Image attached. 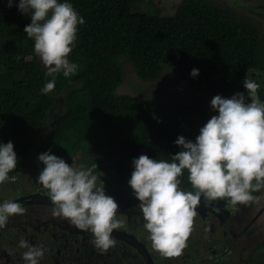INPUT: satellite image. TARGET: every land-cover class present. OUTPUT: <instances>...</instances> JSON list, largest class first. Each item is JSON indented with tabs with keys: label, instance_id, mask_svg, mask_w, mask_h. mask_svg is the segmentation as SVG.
Masks as SVG:
<instances>
[{
	"label": "trees",
	"instance_id": "trees-1",
	"mask_svg": "<svg viewBox=\"0 0 264 264\" xmlns=\"http://www.w3.org/2000/svg\"><path fill=\"white\" fill-rule=\"evenodd\" d=\"M143 1L71 0L85 18L69 54L78 70L69 77L56 74L54 89L43 94L52 77L23 31L30 17L17 9L18 0L12 7L0 0V141L11 140L18 157L9 180L33 158V137L43 125L39 153L50 149L65 161L77 157L79 166L97 163L94 172L106 175L105 185L123 180L133 157L170 159L179 150L173 143L178 135L195 139L198 121L209 113L205 99L168 94L154 101L117 93L124 57L140 80L156 81L168 70L185 88L190 80L206 79L211 86L245 91L248 71L264 69L263 37L232 8L181 0L171 16L157 8L154 14L133 11ZM193 67L199 69L195 78ZM179 179L191 188L186 170Z\"/></svg>",
	"mask_w": 264,
	"mask_h": 264
},
{
	"label": "clouds",
	"instance_id": "clouds-1",
	"mask_svg": "<svg viewBox=\"0 0 264 264\" xmlns=\"http://www.w3.org/2000/svg\"><path fill=\"white\" fill-rule=\"evenodd\" d=\"M13 4L14 0H7V7ZM16 7L30 17L23 31L34 40V52L47 69L45 75L52 77L40 89L49 93L56 85V74L69 77L77 73L78 65L69 54L78 25H83L85 18L71 0H18ZM198 74L199 69L193 67L190 75L195 78ZM259 87L245 77V91L230 97L214 95L210 108L215 114L199 128L194 140L178 135L173 143L179 150L170 154V159L147 154L132 158L127 183L139 201L143 228L153 249L165 256L181 253L202 199L211 202L223 198L233 210L258 199L253 193L264 188V100L258 94ZM37 158L44 165L37 182L47 189L52 216L67 218L90 232L91 243L102 251L115 245L113 230L123 221L117 218L116 200L97 182V163L73 167L50 149ZM17 160L13 142L0 141V184L17 167ZM185 170L192 190L179 187ZM25 211L18 200L0 201V229L10 217ZM17 249H25L21 253L24 264H40L45 252L44 247L24 238L18 241ZM7 251L13 254V249Z\"/></svg>",
	"mask_w": 264,
	"mask_h": 264
},
{
	"label": "flooded vegetation",
	"instance_id": "flooded-vegetation-1",
	"mask_svg": "<svg viewBox=\"0 0 264 264\" xmlns=\"http://www.w3.org/2000/svg\"><path fill=\"white\" fill-rule=\"evenodd\" d=\"M255 5H247L254 21L249 18L244 20L253 24L256 21L264 23V2L259 1ZM256 28L264 39V28ZM259 71L264 72V69ZM165 85L185 89L182 84L174 82ZM210 88L211 98L216 94L230 97L237 92L211 84ZM258 93L264 94V91ZM210 112L209 107L208 117L215 114L213 110ZM31 165L32 157L28 158L14 178L0 184V201L9 198L18 200L26 209L23 214L10 217L6 226L0 229V264H24L21 253L25 249H17L21 238L45 248L40 264H264L263 200L260 209L250 214L246 211L255 201L239 204L233 210L223 198L211 202L202 199L197 205V214L193 218L185 247L179 255L165 256L152 248L148 232L143 228L139 201L127 183L131 167L125 178L113 185L97 181L105 188L106 195L116 200L117 218L123 221L120 228L113 230L115 245L102 251L91 243L90 232L77 228L67 218L52 216L53 205L46 194L47 189L37 182V168L32 170V176L29 177L30 185H22L20 177ZM39 167L42 168L41 163ZM179 187L192 190L181 185ZM262 189L253 195H258ZM28 195L32 197L27 198ZM8 249H13L12 255H9Z\"/></svg>",
	"mask_w": 264,
	"mask_h": 264
},
{
	"label": "rangeland",
	"instance_id": "rangeland-1",
	"mask_svg": "<svg viewBox=\"0 0 264 264\" xmlns=\"http://www.w3.org/2000/svg\"><path fill=\"white\" fill-rule=\"evenodd\" d=\"M181 0H144L143 3L135 4L133 6V11L135 12H146L149 14H154L156 12V8L159 10L161 15L164 16H171L174 14L177 6L179 5ZM215 3H218L222 7L225 8H232L233 13L237 17L240 18H249L250 20L254 21V17L249 12V3L256 6L255 4L257 2H264V0H211ZM243 1H249V3L243 2ZM243 2V3H241ZM249 7V8H248ZM254 24L262 30L264 28V23H260L259 21L254 22ZM121 65L123 68V80L120 85V87L117 90V93H125V94H131L138 98L145 99V100H162L166 99L163 98L164 96L168 94H180L186 99H192L194 97H201L202 99H205V102L210 107V100H211V92H210V84L206 79H193L190 80V84L187 88H185V83L180 82L178 84H182L183 88L185 89H170L166 87L165 84H168L169 82L177 83L179 81L171 71H163L161 76L156 81H142L140 80L134 71V68L131 64V62L126 58L121 59ZM247 78L255 80L260 87L257 91H264V72L259 71L257 69H250L246 75ZM212 78V77H211ZM170 89V90H166ZM165 88V89H164ZM211 109V108H210ZM212 112V109H211ZM210 112V113H211ZM208 115L204 119H200L198 121V126L201 127L208 119ZM47 128L46 125H43L36 133V135L33 137L34 140V148H33V158H32V165L30 168H26L23 171L22 176L20 177V181L22 185L29 186V177L32 176V170L37 168V173L41 171L39 165L41 162L38 160V154L40 151L41 146L44 144L45 136H46ZM67 163L71 164L73 167H79V162L77 157L73 158L72 160H67ZM106 176V175H105ZM105 176L98 178V181H104ZM259 199V202L255 204H252L248 207L246 213H255L260 209V207L263 205L262 200L264 201V188L261 190V192L256 195ZM264 214V212H263Z\"/></svg>",
	"mask_w": 264,
	"mask_h": 264
},
{
	"label": "water",
	"instance_id": "water-1",
	"mask_svg": "<svg viewBox=\"0 0 264 264\" xmlns=\"http://www.w3.org/2000/svg\"><path fill=\"white\" fill-rule=\"evenodd\" d=\"M213 91H215V88H213ZM26 197L29 198V197H32V195H28ZM26 197H24V198H26ZM20 199H22V198H20Z\"/></svg>",
	"mask_w": 264,
	"mask_h": 264
}]
</instances>
